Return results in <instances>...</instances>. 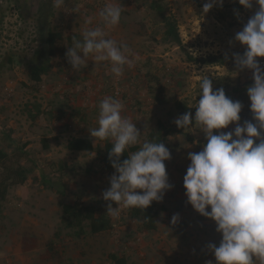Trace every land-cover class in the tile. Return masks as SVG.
<instances>
[{
  "label": "rangeland",
  "instance_id": "obj_1",
  "mask_svg": "<svg viewBox=\"0 0 264 264\" xmlns=\"http://www.w3.org/2000/svg\"><path fill=\"white\" fill-rule=\"evenodd\" d=\"M0 1L3 15L0 25V148L14 163L30 169L28 181L11 187L6 200L0 202V264H115L109 257L111 253L125 256L127 264H208L209 261L216 264L214 253L207 246L209 243L218 246L222 234L216 231L215 221L200 215L187 203L183 182L191 163L188 154L202 151L206 136L199 129L194 133L185 132L177 127L175 120L187 112L194 116L200 95L199 82L209 76L214 89L223 88L228 97L242 103L241 125L244 121L255 123L247 95V88L254 83L253 73L249 69L239 70L233 54L242 55L246 50V46L235 40V35L254 15L258 5L245 9L238 0H223L222 6L217 4L204 13L203 6L193 0H122L124 11L120 24L105 31L109 38L127 43L139 55L140 60L133 68H126L124 74L116 78L108 62L96 63L89 58L87 66L76 72L70 63L54 57L41 82L34 83L30 59L35 45L40 42L37 13L45 0H30L31 10L15 0ZM50 1L47 5L50 26L63 30L66 38L70 37V47L72 37L80 38L84 28L90 27L85 24L87 17H95L91 26L100 23L96 14L108 2L65 0L61 8L54 7L51 16L53 0ZM164 17L177 28L185 49L165 37ZM189 55L196 59L221 57L225 63L191 61ZM257 60L264 67V57ZM115 80L123 85V114L137 123L142 134L146 132L148 140L160 141L167 148L182 152L174 155L186 168L180 169L178 179L182 184H173L177 197L173 209L193 230L186 239L195 231L187 254L176 250L170 259L158 258V250L153 254L148 244L154 237L144 232L140 222L135 220L130 224L126 210L119 218L109 216L112 227L97 234L90 231L87 221L83 223L86 230L83 236L77 234L79 226L66 224L74 220H65L64 203L94 205L107 213L109 202L103 199L102 193L110 187L114 171L104 168L100 149L72 151L67 144L78 135L91 138L95 146L105 142H95L89 129L97 127L99 103L104 94L111 91ZM87 100L93 106H88ZM81 114H84L83 121L79 124L70 119V115L79 117ZM235 126L232 124L222 131H232ZM165 164L169 173L174 163L165 161ZM64 165L66 169L62 168ZM40 169L49 175L57 172L61 176L66 184L64 196L41 183L37 178ZM158 218L163 229L173 230L177 226L167 224L171 217L165 211ZM180 221L177 223H182ZM53 223H57L54 228ZM23 236L37 238L33 250H19ZM50 241L55 243L58 255L44 260L41 255Z\"/></svg>",
  "mask_w": 264,
  "mask_h": 264
},
{
  "label": "clouds",
  "instance_id": "obj_2",
  "mask_svg": "<svg viewBox=\"0 0 264 264\" xmlns=\"http://www.w3.org/2000/svg\"><path fill=\"white\" fill-rule=\"evenodd\" d=\"M238 2L245 9L258 5L235 35L246 50L242 55L233 54L239 70L253 73L254 83L247 88V95L255 123L244 121L241 125L242 103L228 97L223 88L214 89L212 79L204 76L194 116L187 112L175 124L185 132L199 129L206 136L202 151L189 152L191 163L183 182L187 203L215 221L216 231L222 234L218 246H207L216 264H264V67L257 60L264 57V0ZM64 4L65 0H53L56 8ZM217 4L222 6L223 0H208L203 12ZM123 11L122 0H108L96 14L100 23L91 26L95 17L85 19L90 27L84 28L80 38L72 37L66 53L74 71L86 67L91 58L96 63L108 62L111 73L119 78L140 60L127 43L106 34L105 29L120 24ZM124 109L120 99L104 97L99 103L97 127L89 129L95 142L112 145L109 159L115 172L102 197L109 202L106 214L113 218L125 210H144L154 201H163L174 187L165 164L172 158L170 150L160 141L148 140L146 132L142 134L133 119L123 114ZM232 124L236 125L232 131H222ZM126 152L128 158L121 162ZM179 219V214L173 215L171 223L175 225Z\"/></svg>",
  "mask_w": 264,
  "mask_h": 264
},
{
  "label": "trees",
  "instance_id": "obj_3",
  "mask_svg": "<svg viewBox=\"0 0 264 264\" xmlns=\"http://www.w3.org/2000/svg\"><path fill=\"white\" fill-rule=\"evenodd\" d=\"M198 6H203L205 4V0H193ZM19 5L23 4L30 8V0H15ZM48 2L50 0H45L39 7L37 13V21L39 27V39L40 42L35 45V52L30 59L31 65V80L34 83H40L41 78L44 74H46L51 66V59L56 57L60 61L67 62V51L70 47V37L66 38L64 31L57 28L51 27L48 15ZM51 16L54 13V6L52 4L51 7ZM2 5L0 1V25L3 20L2 15ZM23 12V11H22ZM33 14L29 13V16ZM24 16V15H23ZM167 25V29L165 30V37L168 40L173 39L181 45L183 49L185 47L182 45L181 39L177 32V28L173 25L172 21L168 17H164ZM1 34V30H0ZM189 60L199 61L207 64H220L224 65L225 60L221 57L210 56L207 58H194L189 55ZM67 148L72 151H87L93 152L97 149L102 151V163L106 170L114 171L115 169L112 167V162L109 159V153L111 151L112 145L109 141H105L102 144L95 146L93 140L89 137H73L67 144ZM137 149L133 148L132 151ZM128 158V153H124L121 157V162L124 159ZM66 165L62 168L66 169ZM30 169L25 167L24 165L17 164V162H13L11 156L0 148V202L6 200L9 189L11 187L24 185L29 178ZM39 180L41 179V183L45 187L54 188L57 193L61 196L65 195V187L66 184L61 180V176L58 175L57 172L53 175H49L44 170L40 169V176H38ZM63 214L65 216V220L72 219L74 221H67L66 224L68 226L77 225L78 231L77 234L79 236H83L86 234V230L83 228V223L85 221L88 222L90 231L94 234L104 232L109 230L112 227V220L109 215L105 212L99 211L94 205H83L78 202L75 203H64L63 205ZM166 207L159 202L154 201L150 207L144 210L140 209H128L125 211L126 217L130 220H136L141 223L144 230L153 231L158 227V217L161 212L165 211ZM37 245L36 237H28L23 236L22 238V249L23 251L33 250ZM58 251L55 249V243L50 241L47 245V250L44 254L41 255V258L44 260H51L57 257ZM110 259L115 264H127V259L125 256H118L114 253L109 255Z\"/></svg>",
  "mask_w": 264,
  "mask_h": 264
},
{
  "label": "crops",
  "instance_id": "obj_4",
  "mask_svg": "<svg viewBox=\"0 0 264 264\" xmlns=\"http://www.w3.org/2000/svg\"><path fill=\"white\" fill-rule=\"evenodd\" d=\"M83 115L84 114H81V115H79V117H75V116L70 115V119L72 118L71 120H75L76 123L79 124V122L83 121L82 120ZM78 136H81V135H78ZM168 149L170 150L171 156H172L171 160H169L168 162L170 164L174 163L173 168L168 173L169 182L172 185L176 184V183L182 184V182H180V179H178V177L182 171L180 169L186 168V167L183 166L181 159H174V155L177 156L178 154H182V152H179L180 150H176L174 148H168ZM173 186L174 187L171 190L166 192V194L164 195L163 201L159 202L160 204L165 205V207L166 206L170 207V210L166 209L165 213L169 214L171 219H172L173 215L178 213V211L173 209V206L175 205L173 203L177 199L176 193H175V185H173ZM179 220H181L180 222H182V223H176L177 226L173 230L170 228L163 229V224L160 223L161 222L160 218H158V227L156 230H153V231L144 230V232H146V234H149V235L154 237V240H152L151 243H148V244L150 245V247H152L150 249H152L153 254H155V252L158 250L157 251L158 258H161L164 260L170 259V257L172 255H175L176 250H180V251L187 254L188 247L189 246L192 247L191 242L193 241V235H195L194 234L195 231L192 233L193 235L191 238L186 239V236L187 235L189 236L193 230H192L191 226H188L186 221H182V220H184L183 218H180ZM179 220H178V222H179ZM134 221L135 220H129L130 224L134 223ZM54 224H55V226H57V223H53V224H51L52 228H54L53 227ZM167 224H172L171 220L167 221ZM177 230H179V231H177ZM187 243H189V244H187ZM163 244H165L166 246L162 247ZM183 249H186V251H184ZM19 250L23 251L22 241L19 242ZM165 250H167V251H165ZM182 256H184V255H182ZM185 257H187V256L185 255Z\"/></svg>",
  "mask_w": 264,
  "mask_h": 264
},
{
  "label": "built area",
  "instance_id": "obj_5",
  "mask_svg": "<svg viewBox=\"0 0 264 264\" xmlns=\"http://www.w3.org/2000/svg\"><path fill=\"white\" fill-rule=\"evenodd\" d=\"M123 85L118 81V80H115L112 85H111V91L109 93H105L103 97H106V96H113V97H116L118 99H122L123 97ZM87 105L88 106H93L91 104L90 101L87 100ZM134 121V120H133ZM135 122V121H134ZM136 123V122H135ZM136 127L138 128L137 126V123H136ZM139 129V128H138ZM124 214V213H122Z\"/></svg>",
  "mask_w": 264,
  "mask_h": 264
}]
</instances>
